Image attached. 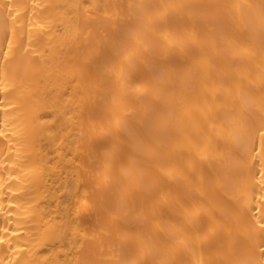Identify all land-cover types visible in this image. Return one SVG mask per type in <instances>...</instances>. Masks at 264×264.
Masks as SVG:
<instances>
[{
    "label": "snow or ice",
    "instance_id": "obj_1",
    "mask_svg": "<svg viewBox=\"0 0 264 264\" xmlns=\"http://www.w3.org/2000/svg\"><path fill=\"white\" fill-rule=\"evenodd\" d=\"M59 7L39 0H9L0 6V108L4 112L0 137L6 141L10 142L5 132L10 109L25 107L35 125L36 113L51 103V93L41 84L44 54L38 45L48 29L40 23L38 9ZM63 7L67 13L110 6ZM128 7L188 10L180 17L183 34L173 37L166 13L161 14L162 26L150 29L156 51L146 65L153 77L143 94L140 74L130 69L135 61L147 60V51L144 41L138 36L133 41V36L152 21L141 12H130L120 17L119 30L99 29L82 50L83 63L65 74L71 76L72 96L65 91L59 98L102 101L90 116L93 127L107 135L127 132L128 148L120 154L119 172L105 177L100 204L89 198L87 187L80 195L81 177L74 175L75 191L62 187L66 200L75 203L58 200L57 208L63 205V211L23 222L8 219L13 213H6L0 225V251L5 254L0 264H264V0ZM201 25L208 29L203 37L197 32ZM33 28L40 31L34 33ZM173 42L180 45L178 53L169 47ZM253 64L260 77L258 96L251 79L248 86L244 83ZM129 92L137 93L139 101L133 117L122 115L123 94ZM70 110L64 109V115ZM45 131L50 130L36 126L30 134L35 138ZM57 139L50 142L55 144ZM56 152L58 164L67 160L77 165L72 171L78 172L77 158L59 146ZM256 162L258 194L253 184ZM176 188L184 193L185 210L179 217L164 211ZM8 191L18 195L12 185ZM146 192L152 195L146 197ZM9 204L17 206L11 197ZM93 216L92 225L82 221ZM149 220L159 227H150ZM205 225L215 229V254L208 260L202 258ZM98 242L101 251L106 245L111 253L107 259L95 258ZM60 252L65 254L63 259L58 258Z\"/></svg>",
    "mask_w": 264,
    "mask_h": 264
},
{
    "label": "bare ground",
    "instance_id": "obj_2",
    "mask_svg": "<svg viewBox=\"0 0 264 264\" xmlns=\"http://www.w3.org/2000/svg\"><path fill=\"white\" fill-rule=\"evenodd\" d=\"M7 2L9 0H0V6ZM12 2L31 3V0H12ZM39 2L60 6L59 9H38V13H41L39 21L48 29L47 34L41 37L38 45L40 51L44 54V73L41 84L42 90L51 93L52 99L47 108L36 113L39 120L35 121V125L30 122V116L25 107L15 111L9 110L10 117L5 132L9 134L10 142L6 141L4 137H0V162L3 163V167H0V201H2L0 225H3L5 215L9 211L13 215L9 216L8 219L23 222L31 221L34 217L38 218L41 214H47L53 210L63 211V205L57 208L58 200L75 203L74 200H66L67 193L62 187V185H68L75 191L74 186L77 184V180L72 179L74 175L81 177L80 195L84 194V187H87L90 194L89 198L95 199L96 203L100 204L102 203L101 197L105 177L119 172L120 154L128 148L127 132L120 130L112 135H107L93 127V120L90 119V116L95 115L94 109L96 105L102 104V101L97 98L88 99L87 97L82 100L74 96L72 99L68 97H64L63 100L59 99L65 91L72 96L73 89L69 84L71 76L65 74L76 65L83 63L82 50L93 41L100 28H107L111 31L119 30L122 26L120 17H127L130 12H141L143 15L151 17L152 22L140 28L133 36V41L137 36L144 41L147 51V60L135 61L134 66L130 69L131 72L140 74L141 78L138 83L140 84V94H143V89L148 86L153 77V73L148 70L146 65L151 61V57L156 51L149 39L152 35L150 29L161 27V14L166 13L173 37L177 34H183L184 25L180 22V17L182 15L186 16L188 10L176 7L129 9L128 6L215 5L231 3L233 0H39ZM239 2L259 4L260 0H239ZM69 4H97L109 5L110 7L107 9L103 7L88 9L87 12L92 13L90 16L84 8L71 9L66 13L63 6ZM111 5L119 7L113 8ZM209 11L213 10L209 9ZM105 12L108 15H104ZM2 23V18H0V25ZM39 31V28H33L34 33ZM207 31L208 29L203 25L197 28V32L201 37ZM0 36H2V33H0ZM169 47L175 48L178 53L180 45L173 42ZM249 79H251V86L258 96L260 77L254 64L250 66V72L245 73L244 83L246 86L249 84ZM123 95L125 96L126 108L122 115L135 116L139 106L137 93L129 92ZM0 99H3V94H0ZM64 109L71 110L67 112V115H64ZM3 120L4 112L0 108V121ZM36 126L50 131H45L40 136L33 138L30 132ZM113 127H115L114 123ZM10 129L11 132L16 134L11 135ZM56 136H59L60 139L52 144L50 141ZM61 140H63V144H61ZM58 146L62 147L65 153L77 158V164L79 165L77 173L72 171L77 167L76 164H71L67 160L63 164L57 163L60 160V156L56 152ZM69 147L72 150L71 152H69ZM77 147L79 148L78 151ZM9 148L11 151H9ZM256 163L253 184L258 194L260 168L258 162ZM85 169L89 171L86 172ZM10 174L15 179H12ZM9 185H12L14 191L18 190V195H13V192L8 191ZM58 188L59 191H57ZM144 195L150 197L152 194L146 192ZM10 197L17 203L15 208L10 207ZM183 199V190L180 188L174 189L170 205H165L164 211L177 217L181 216L185 210L181 206ZM32 209H37V211L33 212ZM82 221L85 224L92 225L95 223V216L92 219L82 217ZM148 223L152 228L159 227L151 220ZM11 226L15 227V223ZM97 228H99V225H97ZM203 231L205 239L202 258L208 260L215 254V229L205 225ZM226 231L227 228L225 227ZM99 235L104 236L103 233H99ZM104 239L107 240L108 237L104 236ZM4 255V252L0 251V256ZM8 255H11V253ZM57 255L60 259L65 257L63 252ZM110 255L111 253L108 252L106 245L103 251L100 250L98 242L95 258L107 259ZM67 258L73 260L71 255ZM5 259H7V256H5ZM186 259L191 260L192 258L187 256Z\"/></svg>",
    "mask_w": 264,
    "mask_h": 264
}]
</instances>
